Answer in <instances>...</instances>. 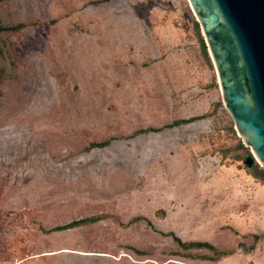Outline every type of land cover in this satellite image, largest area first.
<instances>
[{"label":"rangeland","instance_id":"1","mask_svg":"<svg viewBox=\"0 0 264 264\" xmlns=\"http://www.w3.org/2000/svg\"><path fill=\"white\" fill-rule=\"evenodd\" d=\"M197 23L189 0H0L1 264H264V168Z\"/></svg>","mask_w":264,"mask_h":264},{"label":"water","instance_id":"2","mask_svg":"<svg viewBox=\"0 0 264 264\" xmlns=\"http://www.w3.org/2000/svg\"><path fill=\"white\" fill-rule=\"evenodd\" d=\"M216 69L223 102L264 168V0H189Z\"/></svg>","mask_w":264,"mask_h":264},{"label":"trees","instance_id":"3","mask_svg":"<svg viewBox=\"0 0 264 264\" xmlns=\"http://www.w3.org/2000/svg\"><path fill=\"white\" fill-rule=\"evenodd\" d=\"M196 26L199 28V24L197 23ZM200 35V33H199ZM201 46H202V51L203 53L205 54L206 58H208V53H207V46L205 44V41L203 38H201ZM202 118V117H201ZM197 119H199V117H194V118H190V119H187V120H177L175 121L172 125H169L168 127H175V126H179L181 124H186V123H191V122H194L196 121ZM254 177L260 179L261 181L264 182V169H261L259 171H257L256 174H254ZM85 221H75V222H72L68 225H65V226H62V227H58L56 229H54V231H64V230H68V229H72V228H75V227H78L82 224H84ZM261 239H264V234L262 235H256L255 236V240L256 242L261 240ZM175 240L180 244L181 241L177 238H175ZM197 246H208L210 249H213V247L209 244H206V243H198ZM255 245H253L249 250H252L254 249Z\"/></svg>","mask_w":264,"mask_h":264},{"label":"crops","instance_id":"4","mask_svg":"<svg viewBox=\"0 0 264 264\" xmlns=\"http://www.w3.org/2000/svg\"><path fill=\"white\" fill-rule=\"evenodd\" d=\"M28 248L30 249V246H28ZM263 251H264V239L263 240H259L255 244L254 249L250 250L249 253H247L246 255L249 258H256L258 260H261V258L263 256ZM1 263L2 262L0 261V264ZM20 264H38V263H36L35 259H33V258H27V259H23L22 262L20 261Z\"/></svg>","mask_w":264,"mask_h":264}]
</instances>
